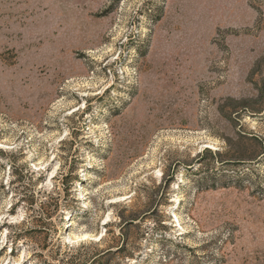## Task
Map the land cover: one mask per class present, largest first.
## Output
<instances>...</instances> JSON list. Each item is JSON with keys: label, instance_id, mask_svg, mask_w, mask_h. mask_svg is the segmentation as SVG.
<instances>
[{"label": "rangeland", "instance_id": "obj_1", "mask_svg": "<svg viewBox=\"0 0 264 264\" xmlns=\"http://www.w3.org/2000/svg\"><path fill=\"white\" fill-rule=\"evenodd\" d=\"M0 264H264V0H0Z\"/></svg>", "mask_w": 264, "mask_h": 264}, {"label": "bare ground", "instance_id": "obj_2", "mask_svg": "<svg viewBox=\"0 0 264 264\" xmlns=\"http://www.w3.org/2000/svg\"><path fill=\"white\" fill-rule=\"evenodd\" d=\"M23 254V253H22Z\"/></svg>", "mask_w": 264, "mask_h": 264}]
</instances>
